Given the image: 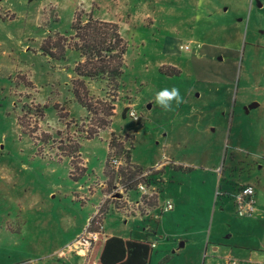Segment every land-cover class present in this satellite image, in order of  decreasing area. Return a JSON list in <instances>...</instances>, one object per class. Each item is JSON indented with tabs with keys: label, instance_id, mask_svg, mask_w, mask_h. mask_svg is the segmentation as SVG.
Listing matches in <instances>:
<instances>
[{
	"label": "rangeland",
	"instance_id": "rangeland-1",
	"mask_svg": "<svg viewBox=\"0 0 264 264\" xmlns=\"http://www.w3.org/2000/svg\"><path fill=\"white\" fill-rule=\"evenodd\" d=\"M77 14L117 22L127 43L118 91L87 81L98 115L72 91L78 52L53 58L41 50L50 36L73 41ZM262 30L264 0H0V264L80 262L68 244L95 213L90 228L102 222L105 234L154 240L150 264H185L193 240L214 238L222 223L223 236L236 239L244 218L235 213L239 184H253L264 205ZM200 44L211 50L198 63ZM172 87L184 103L165 111L155 94ZM113 94L111 122L87 138ZM253 101L259 105L246 112ZM120 143L142 171L166 157L181 166L155 170L156 192L142 203L136 186L118 198L115 186L138 178L111 177L108 154ZM166 199L174 209L162 211ZM260 228L253 218L242 236L260 240ZM185 239L186 252H175Z\"/></svg>",
	"mask_w": 264,
	"mask_h": 264
},
{
	"label": "trees",
	"instance_id": "trees-1",
	"mask_svg": "<svg viewBox=\"0 0 264 264\" xmlns=\"http://www.w3.org/2000/svg\"><path fill=\"white\" fill-rule=\"evenodd\" d=\"M32 1V0H30ZM59 33H56L57 35ZM72 38L59 37L58 41L50 36L44 39L41 44V50L53 58H62L66 48L74 49L79 54V60L74 66L76 78L72 79V91L76 100L89 112V114H99V109L93 107L88 101L89 87L88 80H105L114 90L119 89V79L124 71V55L127 49V43L122 37L120 27L117 22L94 18L87 15L85 18L77 14L72 22ZM62 35V34H61ZM64 35V34H63ZM59 50V53H57ZM112 103L101 102L103 115L100 116V125L94 130L88 132L87 138H92L99 134V130L109 125L115 114L116 97L112 95ZM125 115V110L123 112ZM117 142L115 134H112L109 147ZM120 151L115 154H108L107 164L111 167V177L128 174L127 178L132 179L139 175L142 170L140 166L133 165L131 162V151L125 149L120 143ZM124 154L126 160V169L116 168L111 164L112 156ZM120 157V156H119ZM121 171V172H120ZM128 172V173H126ZM139 178L128 182L130 188L136 186ZM153 180V179H152ZM136 184H134V183ZM94 215L90 223L96 221ZM102 223V222H101ZM95 229V228H91ZM154 248L151 241L134 237L121 236H99L93 246V251L87 264H150Z\"/></svg>",
	"mask_w": 264,
	"mask_h": 264
},
{
	"label": "crops",
	"instance_id": "crops-1",
	"mask_svg": "<svg viewBox=\"0 0 264 264\" xmlns=\"http://www.w3.org/2000/svg\"><path fill=\"white\" fill-rule=\"evenodd\" d=\"M262 32H264V31L262 30ZM216 47H219V46H216ZM200 48L202 50L200 52L201 57H199L197 59L198 63L200 62V60L203 57H205V55H206L205 53L207 51L211 50V47L208 45L205 46V44H200ZM195 51H198V49H195ZM215 58L216 57L214 56V59ZM261 104H262V102H261ZM258 105H259V103H258ZM172 161L173 160H171V163H172ZM176 165L181 166V164H178L176 162L174 163V161H173L172 165L169 163V164L165 165L164 167H162V169H166V167H169V166L175 167ZM159 179H153L155 184H157V181H159ZM240 184H247V183H240ZM160 191H161V189H160ZM160 191H159V194L161 193ZM137 200L138 199H136L135 201H137ZM262 205H263L262 197L260 195H257L256 211L253 214H255L259 210V207H261ZM263 207H264V205H263ZM148 212H146V213H148ZM235 213L237 215H239L236 211H235ZM256 214H257L256 216H252V217H248V218L245 216H250V215H239V216L244 217L242 219H239L240 223L243 225V230H244V227L246 225H249L251 223L253 218L258 219L259 221H263V223H264V214H259V212ZM131 215H135V214H131ZM93 216H91V218ZM91 218H90V220H91ZM88 223H87V225H88ZM223 226H225V225H223V223L221 225L220 224L217 225L215 232H214V234H215L214 238L212 237V235H210L206 240L205 237L202 236V238H200V239L193 240V243H191V244L189 243L188 240L185 239V240L181 241L180 246L175 248L174 251L178 252V253H180L182 251L186 252V248L190 244L191 248L188 249L189 251H187L188 253L186 254L185 264H201V259H203L202 264H264V228H260V232H261L260 240H256L255 238H251L250 236L243 237L242 236V234H243L242 229H240L241 233H240V235H238V237L236 239L227 240V238H225L223 236V231H225L224 230L225 228ZM221 228H223V229L221 230ZM249 228L251 229V227H249ZM102 234L104 237L111 236L110 234H105L103 232V227H102ZM232 235H233V233L231 234V236ZM138 238L149 240L147 237H142V238L138 237ZM205 240H206V243H205ZM149 241H151V240H149ZM151 242H155V241L152 240ZM155 247H156V242H155V246L153 248H155ZM75 254H77V253H75ZM77 255L81 256L80 254H77ZM167 257H168V255H165L164 258L161 259V261H164L165 259H167ZM190 257H192V258H190ZM190 259H191V261H190ZM76 264H86V257L82 256L81 261L76 262Z\"/></svg>",
	"mask_w": 264,
	"mask_h": 264
},
{
	"label": "built area",
	"instance_id": "built-area-1",
	"mask_svg": "<svg viewBox=\"0 0 264 264\" xmlns=\"http://www.w3.org/2000/svg\"><path fill=\"white\" fill-rule=\"evenodd\" d=\"M181 49H189L190 44H181ZM129 115L134 118L138 119V114L136 113L135 109H130ZM171 162L170 158H165L163 161H160L155 167L143 170L139 175L138 178L140 179L135 188L140 192V197L138 198L135 203L138 205L143 202V197L149 195H153L156 191V184L152 179H159L156 178L154 173L155 170H160L161 167L169 164ZM121 163V158L118 156L111 157V164L116 168L119 167ZM127 185V184H126ZM119 186L116 185L115 189L118 188L115 196L118 198H124L125 190L128 189V186ZM125 189V190H124ZM131 189V188H130ZM129 189V190H130ZM115 192V191H114ZM159 194V192H158ZM234 204H235V211L239 215H252L256 211V198H255V188L254 185L251 183L247 184H240L233 196ZM174 203L171 199H166L162 203V211L172 210L174 208ZM101 226L100 229H91L90 228V221L86 226L85 230L82 234L78 235L68 246L69 248L81 256H87L91 249L93 248L95 242L98 240L99 236L102 235V223L97 222ZM152 247L155 246V242H151Z\"/></svg>",
	"mask_w": 264,
	"mask_h": 264
},
{
	"label": "clouds",
	"instance_id": "clouds-1",
	"mask_svg": "<svg viewBox=\"0 0 264 264\" xmlns=\"http://www.w3.org/2000/svg\"><path fill=\"white\" fill-rule=\"evenodd\" d=\"M173 102L178 107L184 103V98L180 94V90L176 87L171 89L164 88L155 94V104L165 111H173Z\"/></svg>",
	"mask_w": 264,
	"mask_h": 264
},
{
	"label": "water",
	"instance_id": "water-1",
	"mask_svg": "<svg viewBox=\"0 0 264 264\" xmlns=\"http://www.w3.org/2000/svg\"><path fill=\"white\" fill-rule=\"evenodd\" d=\"M219 58L221 59L222 56H219ZM257 105H258V102H256V101H253V102H251L250 104L246 105V106H245V110H246V112H249V110H250L251 108L256 107ZM150 106H151V104H148V107H150Z\"/></svg>",
	"mask_w": 264,
	"mask_h": 264
}]
</instances>
